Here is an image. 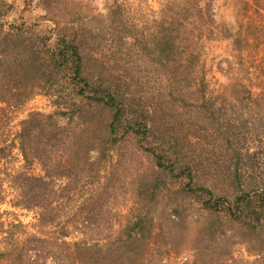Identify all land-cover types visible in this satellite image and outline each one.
I'll list each match as a JSON object with an SVG mask.
<instances>
[{"label": "rangeland", "instance_id": "374dc122", "mask_svg": "<svg viewBox=\"0 0 264 264\" xmlns=\"http://www.w3.org/2000/svg\"><path fill=\"white\" fill-rule=\"evenodd\" d=\"M6 1L13 5L10 17L23 18L39 34L49 35L50 46L54 47L61 37L78 44L83 75L90 82L104 78L105 83L121 85L129 100L135 101L134 108L146 113L160 142L158 149L165 151L173 146V158H177L171 160L175 165L173 172L164 170L156 164L147 140L132 131L127 133L125 125L118 128L119 147L110 155L112 110L73 91L70 70L65 69L57 74L60 87L55 89L63 96L66 108L53 102L55 95L37 91L17 107L6 127L12 128L29 112L40 110L54 113L57 124L69 123L84 130L81 142L90 150L86 168L89 183L78 190L68 211L74 216L81 214L83 208L88 209L91 191L100 182L95 211L104 213L106 219L102 223L111 222L119 228L144 215L145 221L155 225L156 232L155 239L143 241L145 248L151 246V241L161 250L171 244L179 246L177 257L164 253L149 264H264V254L258 253L264 250V232L253 235L240 224L228 221L223 212L211 213L204 208L209 196L202 188L227 202L234 201L243 190V174L235 175L237 158L233 149L237 144H230L227 137L231 134L229 120L233 114L239 119L235 126L243 129V113L234 106L236 101L230 99L225 88L227 41L204 38L200 45L196 35L203 32H199L201 21L193 16L183 31L181 13L172 17L163 0ZM245 1L214 0L212 9L217 18L225 16L243 26ZM117 3L123 4V10L113 20L111 11ZM122 33L135 36L132 45L120 40ZM168 33L177 40L173 45L164 41ZM183 33L188 35L189 50L178 41ZM263 55L262 40L250 51L248 60L264 64L253 59ZM239 77L243 80V73ZM204 94L210 95L205 101L210 103L212 115L200 113L206 109L201 108ZM60 109L67 115L59 113ZM203 119L208 120L213 135H203V128L208 127ZM189 160L190 176L181 173V166ZM1 208L14 210L25 222L33 220V213L16 210L9 203ZM107 210L112 211L106 214ZM143 248L142 245L135 251L142 252Z\"/></svg>", "mask_w": 264, "mask_h": 264}, {"label": "trees", "instance_id": "16d2710c", "mask_svg": "<svg viewBox=\"0 0 264 264\" xmlns=\"http://www.w3.org/2000/svg\"><path fill=\"white\" fill-rule=\"evenodd\" d=\"M163 1L172 11V17L181 13L179 19L183 31L193 16L201 21L199 32H203L196 35L200 45L204 38L227 41V69L224 73L228 81L225 88L230 99L236 101L234 106L243 113V129L235 126L239 119L233 114L229 120L231 134L227 136L230 144H237L233 149L237 158L235 175L240 177L243 174L242 193L234 201L227 202L202 188L209 196L204 208L211 213L223 212L228 221L240 224L253 235L263 234L264 64L249 61L248 54L264 41V0L244 2L243 26L225 16L217 18L212 9L214 0ZM122 6L117 3L111 11L113 20L122 12ZM12 9V4L0 0V264H149L164 253L170 258L177 257L179 246L175 244L161 250L155 247V241H151V246L145 248L146 242L143 241L155 239L156 232L155 225L145 221L144 215L119 228L111 222L102 223L106 219L104 213L95 211L100 182L91 191L88 209L83 208L81 214L74 216L68 211L70 203L78 196V190L89 183L86 168L90 150L81 142L84 130L69 123L57 124L54 113L40 110L29 112L27 117L12 126L15 130L6 127L17 107L37 91L55 95L53 102L66 108L63 96L56 93L55 87H60L57 74L68 69L73 91L112 110L110 155L119 147L118 128L125 125L127 133L132 131L147 140L158 166L173 172L175 165L171 160L177 161L173 158V146L165 151L159 150L160 142L146 113L134 108L135 101L129 100L121 85L106 80L105 83L104 78L90 82L83 75V58L78 44L61 37L54 47L50 46L49 35L39 34L23 18L13 20L10 17ZM119 37L131 45L135 39L128 33ZM164 41L173 45L177 40L168 33ZM178 41L186 50L191 48L187 45L188 35L183 33L178 36ZM253 59L264 62V55L261 59ZM242 73L243 80L239 77ZM208 96L203 95L201 108L206 109L200 113L212 115L214 111L205 101ZM59 113L67 115L64 109ZM71 117L73 119V114ZM205 119L204 124L208 127L203 128V135L208 137L213 132ZM242 162L243 166L238 167ZM184 163L181 173L190 176L191 160ZM5 203L16 210L33 213V220L25 222L14 210H3L1 206ZM109 211L112 210H107L106 214ZM64 217L72 220L63 221ZM142 245V252L135 251ZM260 251L258 253L264 254L263 249Z\"/></svg>", "mask_w": 264, "mask_h": 264}]
</instances>
